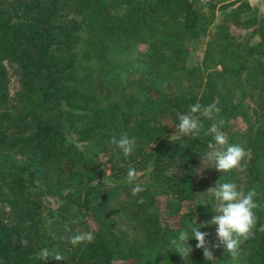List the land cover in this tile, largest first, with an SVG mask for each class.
<instances>
[{
    "label": "trees",
    "instance_id": "obj_1",
    "mask_svg": "<svg viewBox=\"0 0 264 264\" xmlns=\"http://www.w3.org/2000/svg\"><path fill=\"white\" fill-rule=\"evenodd\" d=\"M205 38L188 65L189 44ZM196 103H215L229 144L249 153L243 171L217 178L258 193L257 230L236 259L206 260L191 239L183 260L170 244L214 216L194 176L213 121L196 113L199 137L172 134ZM123 134L137 140L129 157L111 143ZM261 225L264 12L247 0H0V264H264ZM81 231L95 240L73 247Z\"/></svg>",
    "mask_w": 264,
    "mask_h": 264
},
{
    "label": "clouds",
    "instance_id": "obj_2",
    "mask_svg": "<svg viewBox=\"0 0 264 264\" xmlns=\"http://www.w3.org/2000/svg\"><path fill=\"white\" fill-rule=\"evenodd\" d=\"M220 111L221 109L215 103L207 106L199 103L191 105L190 114H183L179 117V123L175 125V135L180 137H199L204 128L200 119L194 115L199 113L201 116L213 121L207 130L213 136V142L208 144L207 159L221 173L233 170L243 171L246 167V156L248 153L241 145L229 144L227 133L221 130L225 121L223 118H219ZM111 143L115 144L125 157L134 154L138 147L136 137H129L127 134L121 135L118 139L112 137ZM137 179L136 169L130 168L127 172V183L133 185L131 194L134 198H137L138 203L142 204L145 203V198L140 194L146 191V187L142 183H135ZM208 192L218 201L217 206L213 209L216 215L212 217L209 224L217 225L216 236L219 243L212 245V247L224 246L228 254L233 259H236L241 252L242 244L252 239L257 230L259 217L256 210L260 208V204L256 199L258 193L255 188L245 193L242 190H238V186L235 183H219V181ZM189 228L190 231L182 230L177 237L170 240L175 252L183 260L190 258L193 248L188 241L195 239L197 241L196 249H202L204 258L214 262L215 257L210 247V241L207 240L209 233L200 231V227L196 226V224H190ZM259 231H264V225L259 226ZM68 240L73 247H76L80 244L93 243L95 235L92 231H81L74 236L68 237ZM44 255L47 258L50 254L45 251ZM51 256L57 261L64 259L59 252H53Z\"/></svg>",
    "mask_w": 264,
    "mask_h": 264
},
{
    "label": "rangeland",
    "instance_id": "obj_3",
    "mask_svg": "<svg viewBox=\"0 0 264 264\" xmlns=\"http://www.w3.org/2000/svg\"><path fill=\"white\" fill-rule=\"evenodd\" d=\"M248 3L253 7L258 9L261 13L264 12V0H247ZM207 41V38L197 42V43H190L189 48L192 50L190 53L188 59H187V64L188 65H194L196 63L200 62V59L202 57V52L205 47V43ZM7 73H8V91L10 94L11 98H14L16 93L19 91L20 86H19V81L17 76L14 74V67L8 65L5 63ZM172 134H176V129L173 128ZM248 153V152H247ZM249 157V153L246 156V159ZM95 165L97 166L98 169L103 171L105 175H108L110 170H109V163L106 161V159L99 158L95 161ZM139 174H137L138 176ZM194 176L195 180L198 182V187H197V193L201 195L205 194H211L208 192V190L212 187H214L217 184V178L219 176V171L216 170L214 167L213 163L209 161L205 156H203L195 165L194 167ZM218 201H215L214 209L217 206ZM214 215L216 213L214 212ZM216 228L217 225H212L209 227L207 233L208 235V241H210V247L213 252V256L215 257V260L221 254L223 251H225L224 246H220L218 248L212 247V245H215L219 243L217 236H216Z\"/></svg>",
    "mask_w": 264,
    "mask_h": 264
}]
</instances>
